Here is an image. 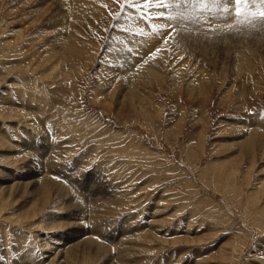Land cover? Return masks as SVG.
Here are the masks:
<instances>
[{
    "label": "rangeland",
    "instance_id": "374dc122",
    "mask_svg": "<svg viewBox=\"0 0 264 264\" xmlns=\"http://www.w3.org/2000/svg\"><path fill=\"white\" fill-rule=\"evenodd\" d=\"M165 2L0 0V264H264V28Z\"/></svg>",
    "mask_w": 264,
    "mask_h": 264
},
{
    "label": "snow or ice",
    "instance_id": "6c2138e0",
    "mask_svg": "<svg viewBox=\"0 0 264 264\" xmlns=\"http://www.w3.org/2000/svg\"><path fill=\"white\" fill-rule=\"evenodd\" d=\"M145 4L156 3L157 0H141ZM173 4L195 5L202 11H207L208 6L219 8L221 13H228L229 5L234 4L236 6L234 18L238 23L245 24L251 23L255 26L256 22L264 25V0H170ZM160 3L167 7L165 0H160ZM257 5L259 10H254L251 6ZM163 17V14H161ZM180 17H183V12H180ZM176 18V17H171ZM231 27V25H227Z\"/></svg>",
    "mask_w": 264,
    "mask_h": 264
},
{
    "label": "bare ground",
    "instance_id": "6f19581e",
    "mask_svg": "<svg viewBox=\"0 0 264 264\" xmlns=\"http://www.w3.org/2000/svg\"><path fill=\"white\" fill-rule=\"evenodd\" d=\"M184 4H183V10H185V8H184ZM232 6V5H231ZM186 8H188V7H186ZM187 12V11H186ZM186 15H188V14H186ZM190 15V14H189ZM228 15H226V17H227ZM226 17L225 18H223V19H225L226 20ZM184 18V17H183ZM206 18H208L209 19V21L211 20V18H209L208 16L206 17ZM216 18V17H215ZM222 18V17H221ZM190 17H188L187 19H186V24L190 21ZM217 20H219V19H217ZM208 23V22H207ZM188 25V24H187ZM220 26V25H219ZM226 26V25H225ZM227 27V26H226ZM218 28V27H217ZM221 28H224V24H223V27H221ZM258 28V27H257ZM257 28H254L253 30H257ZM264 28V25H262V29ZM187 30V29H186ZM204 30V29H203ZM211 30V29H210ZM261 30V29H260ZM259 30V31H260ZM188 31V30H187ZM187 31H184V32H187ZM218 31V30H217ZM258 31V32H259ZM209 32V31H208ZM261 32V31H260ZM254 34V33H253ZM258 34V33H257ZM183 35H184V33H183ZM159 47V46H158ZM72 49V48H71Z\"/></svg>",
    "mask_w": 264,
    "mask_h": 264
}]
</instances>
